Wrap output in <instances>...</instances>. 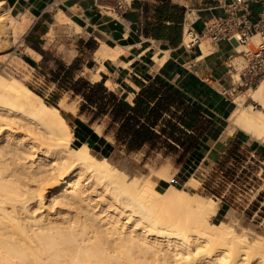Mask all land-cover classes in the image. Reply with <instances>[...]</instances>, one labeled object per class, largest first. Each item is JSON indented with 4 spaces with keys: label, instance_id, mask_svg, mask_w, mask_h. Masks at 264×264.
Masks as SVG:
<instances>
[{
    "label": "bare ground",
    "instance_id": "6f19581e",
    "mask_svg": "<svg viewBox=\"0 0 264 264\" xmlns=\"http://www.w3.org/2000/svg\"><path fill=\"white\" fill-rule=\"evenodd\" d=\"M1 7L0 39L31 25ZM61 13L53 22L69 21ZM120 51L102 43L94 57ZM233 101L226 133L264 140V80ZM71 136L56 107L0 72V264H264V237L210 220L215 200L171 185L158 191Z\"/></svg>",
    "mask_w": 264,
    "mask_h": 264
},
{
    "label": "crops",
    "instance_id": "0c3cea01",
    "mask_svg": "<svg viewBox=\"0 0 264 264\" xmlns=\"http://www.w3.org/2000/svg\"><path fill=\"white\" fill-rule=\"evenodd\" d=\"M166 1L165 3L163 0H0V3L8 7L12 13H26L31 17L32 23L22 34V40L33 48L46 47L44 38L58 11L71 21L74 30L75 26L79 28V31L75 32V39L67 40L69 47L78 46L79 50L75 49V54L69 60L53 59L54 66L51 69H55L57 64L70 67L74 78L81 77L90 83L101 82L108 90L129 103H132L140 87L154 79H160L201 113L208 125L188 162L175 168L170 180L173 184L188 185L190 174L200 176L201 169L209 168L221 161L232 143L238 145L244 158L254 156L264 170V142L250 140L241 130L235 129L230 134L225 130V122L235 103L221 95L219 90L231 84L227 65L229 56L234 51L233 44L220 41L206 52L201 48V43L206 45V40L198 47L190 49L181 44L184 13L190 11L191 16H195L194 28L198 31L204 21L219 13L218 1ZM158 5L163 7L155 11ZM261 7L260 2H250L251 22L255 21L256 13ZM174 27L178 29V39L170 42L166 38L174 34ZM154 32L162 39L154 38ZM102 43L111 48L121 49L116 60L108 57L100 60L94 57L95 51ZM54 47L53 45L49 51H53ZM89 57L92 64L89 71L91 74L83 71ZM230 72L233 73L231 70ZM93 76L98 78L94 80ZM243 92L246 91L241 93ZM77 114V118L83 122L82 126L86 127V124L90 123L88 129L85 128L86 132L82 130L84 140L89 139L83 143L88 146V142H91L93 148L100 154H106L114 148L116 141L113 131L105 132L106 126L103 125L100 132H97L91 124L93 122L97 124L99 120L90 122L89 117L88 122H85L86 120L81 118L84 113H79V107ZM143 148L148 146L145 145ZM165 167L168 165L162 166ZM188 187L198 189L197 186ZM241 197V200L238 196L232 199L242 202L239 213L250 216V220L256 217L259 225L264 224V186L259 185L258 190L251 196L253 201L249 206L244 201L247 196ZM219 201L216 214L231 209L226 200Z\"/></svg>",
    "mask_w": 264,
    "mask_h": 264
},
{
    "label": "rangeland",
    "instance_id": "374dc122",
    "mask_svg": "<svg viewBox=\"0 0 264 264\" xmlns=\"http://www.w3.org/2000/svg\"><path fill=\"white\" fill-rule=\"evenodd\" d=\"M0 10L1 13L4 12V8L1 7ZM12 14L20 15V13ZM22 14L26 15H21L23 18L25 17L30 21V16L26 13ZM60 23L57 24L56 22H53L50 25L48 34L44 38V46H46L45 48L47 49L42 48L41 46L33 48L25 44L22 40V34L14 35L12 38L8 37V39V35H6L5 39H0V72H4L19 79L23 84L36 92L44 102L45 100H50L52 102L50 95L55 93V95L59 97V100L55 102L54 107L59 110L60 114L68 124L72 133V142L75 145H79L85 141H89V139L84 140L85 135L84 133L82 134V130L85 131V128L88 129V125H90V123H87V126L85 125L86 127H84V125L82 126L83 122L77 118L80 99L72 97L70 93L58 91L57 87L50 82L52 77L50 69L54 66L53 59L57 61H62V59L69 60L75 54V49L79 50L78 46L69 47L67 45V40L75 39V32H78L79 30L76 28L74 30L72 28L73 24L70 20L67 22L64 20ZM6 26H8V24ZM6 29L7 28H4V32H6ZM53 45L55 46L54 50L49 51ZM201 48L206 52L213 47L207 42L206 45L201 43ZM241 48L242 47H238L237 49ZM88 61L87 66L83 67V71L86 73L90 71L92 65L90 57L88 58ZM235 62L240 65L242 59L237 57ZM94 78L95 77L93 76V79ZM248 92H250V90H247L242 94H247ZM239 94L241 93H237L236 96ZM245 104H252L254 106L255 103L247 97L245 99ZM254 107L257 109L260 108L257 104ZM81 118L86 120L85 122H88L89 114L86 112L84 115H81ZM106 123V118H100L97 124L96 122H93L91 125L97 132H100V128L103 125L106 126ZM227 123L226 120V127ZM207 125L208 122L202 120L199 130L196 132V134L199 135V141ZM237 130L239 129L237 128ZM90 136H92V133ZM247 136L250 138L249 135ZM250 140L254 139L250 138ZM259 141L264 142V140ZM89 143L92 146V143ZM89 148L95 155L108 160L116 169L122 171L128 177H134V179L140 178L142 181H145V179L150 180L154 183L155 189L158 191H163L166 189L167 185H171L183 189L191 195H199L215 200V214L209 216L210 220L214 223L228 222L234 227L236 232L246 233L251 239L264 237V224L259 225L256 217L253 220H250V216L241 215L239 213V208H241L240 203L242 204V202L237 199L232 200L237 196L241 200V195H244V191H246L247 188H259V185H262V182H264V179H262L264 176L262 175L258 177L255 175H248L247 177L246 174L244 177V175L239 174V165L244 156L236 143H232L226 151L224 158L214 164L215 171H212L206 178L201 175L190 174L188 185L186 186L175 185L170 180L177 165L188 162V158L192 154L193 149L188 152H183L181 148H177L176 150H168L166 148H154L151 150L148 148H142L136 152H127L123 147L115 145L108 153L100 154L93 148V146ZM163 165H168V167L162 168ZM162 172H165L167 181L166 179L161 178ZM189 185L192 187L197 186L198 189H189ZM221 196H223V198H221ZM219 199L226 200L230 204L231 209L227 212L216 214L220 202Z\"/></svg>",
    "mask_w": 264,
    "mask_h": 264
},
{
    "label": "trees",
    "instance_id": "16d2710c",
    "mask_svg": "<svg viewBox=\"0 0 264 264\" xmlns=\"http://www.w3.org/2000/svg\"><path fill=\"white\" fill-rule=\"evenodd\" d=\"M162 7L156 6L155 11ZM174 28V34L166 38L170 42L178 39V29ZM153 37L162 39L155 32ZM50 74V82L58 91L80 99L79 113L87 112L90 122L107 119L105 132L113 131L115 144L127 152L139 151L145 145L151 150L181 148L188 152L199 143L196 132L203 120L201 113L160 79L140 87L129 103L101 82L90 83L81 77L74 78L70 67L57 64L55 69H50ZM50 98L52 102L45 100V103L54 107L59 97L52 93ZM88 145L92 147L89 142Z\"/></svg>",
    "mask_w": 264,
    "mask_h": 264
},
{
    "label": "built area",
    "instance_id": "2783aa9c",
    "mask_svg": "<svg viewBox=\"0 0 264 264\" xmlns=\"http://www.w3.org/2000/svg\"><path fill=\"white\" fill-rule=\"evenodd\" d=\"M217 1L219 13L204 21L198 31L194 28L195 16H191L190 11L184 13L181 44L189 49L198 47L203 40L211 45H216L220 41L233 44L234 51L230 54L227 65L231 84L229 87H222L219 90L221 95L232 101L237 93L251 90L261 80H264V2L262 0ZM253 1L260 2L262 7L257 11L255 21L251 22L249 20V4ZM184 36L188 37V41H184ZM238 47L242 48L237 49ZM237 57L242 59L240 65L235 62ZM214 167L201 169V176L204 178L209 176L212 171H215ZM238 172L244 177L246 174L247 177L248 175L264 176V170L261 169L259 161L254 156L243 157ZM257 190L258 187H249L244 191V195L247 196L244 199L247 206L253 201L251 196Z\"/></svg>",
    "mask_w": 264,
    "mask_h": 264
}]
</instances>
